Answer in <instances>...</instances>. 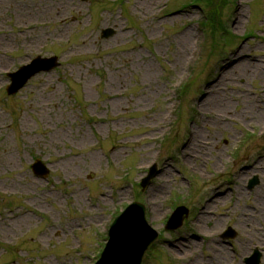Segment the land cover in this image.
Listing matches in <instances>:
<instances>
[{
    "label": "rangeland",
    "instance_id": "1",
    "mask_svg": "<svg viewBox=\"0 0 264 264\" xmlns=\"http://www.w3.org/2000/svg\"><path fill=\"white\" fill-rule=\"evenodd\" d=\"M9 1L0 17V264H92L114 216L134 197L159 232L142 264L194 257L204 264L221 241L237 263V242L246 249L251 240L240 235L228 244L220 232L239 230V209L264 217L255 200V193L264 200V125L248 105L264 103V0H210L225 24L223 39L212 31L208 0H159L143 10L139 0H71L78 10L64 12L70 25L61 36L51 34L59 22L49 14L22 18L35 0ZM28 26L41 29L40 41L30 43L37 29ZM186 30L194 34L183 49L178 39ZM240 49L249 66L262 65L259 74L239 70L211 90ZM39 55L57 64L8 95V74ZM219 95L228 101L226 117L208 100ZM196 129L206 151L186 157ZM35 158L48 166L46 179L31 171ZM153 163L155 177L141 190ZM243 173L257 174L261 185L247 192ZM162 184L154 215L151 197ZM181 204L189 217L165 230ZM208 208L209 219L198 223ZM190 240L180 257L170 247Z\"/></svg>",
    "mask_w": 264,
    "mask_h": 264
},
{
    "label": "bare ground",
    "instance_id": "2",
    "mask_svg": "<svg viewBox=\"0 0 264 264\" xmlns=\"http://www.w3.org/2000/svg\"><path fill=\"white\" fill-rule=\"evenodd\" d=\"M35 1H36V5H35L34 10H31L29 6L27 7L24 6V8L21 9L22 18L27 19L29 21L28 23H31L33 19H36L39 16L44 17L45 15L49 14L50 16H53V19H56L59 22V24L57 25V28H55L53 32H51V34L58 35V36L63 35L66 32L65 27L70 25L69 21H67V19L64 17L65 16L64 12L66 10H74L76 12V10H78V7L73 8L72 6H70L71 0H35ZM158 2L159 0H139L136 6L140 10H143V8H145L146 6H151L153 4H157ZM11 3L12 2H10L9 0H0V17L2 15L1 9L4 6H11L10 5ZM113 22L115 23V19L113 20ZM263 24H264V20H263ZM27 28H32V33H34V31L37 29V31H35V36L30 37L29 39L30 43H35L42 39L43 36L41 35V31H40L41 29L39 27L37 28V26H32V27L28 26ZM193 34L194 32L191 30H186L183 34H181L178 41H179V44L183 47V49ZM3 36H7V34L3 32ZM85 41H83V43L87 44L90 41V39L87 38ZM4 44H7V42H5ZM178 54H179V51L177 53V56ZM248 62H249L248 56L244 53L243 49H240L236 52L231 53L228 59V63L224 66L226 70L223 69L221 71L217 85H214V88H212L211 90L218 89L221 84L225 83V81L229 78L230 73L238 72L240 74L239 70L242 71L241 74H243L244 77H248L251 74L258 75L259 74L258 71L261 70L262 65L259 62H254V63L252 62L253 64L249 63L250 64L249 66ZM210 99L217 102L216 103L217 104L216 106L218 107L217 111L221 112V114H223L226 117L227 115L225 113L227 112V110H229L228 101H226L225 98H222L221 95L214 96V97L209 96L208 100ZM244 99L247 100L248 96L244 97ZM248 105H250V108H251V112H252L251 115L257 116L256 121L263 126L264 125V121H263L264 103H262V101H258V103L252 102V103H249ZM243 117L244 115H242V118ZM206 141L207 139H204L202 137V132L200 130L198 129L194 130V132L191 135V139L188 141V143H186V146L184 148L185 150L184 154L186 155V157L201 156L200 153L206 151V148H205ZM258 165L262 167L264 163L262 162V163H259ZM256 170L261 171L263 169L261 168V169H256ZM164 174L170 175L168 170H166ZM243 175L244 177H246V173H243ZM163 190H164V185L162 184L152 194L151 199L153 201L152 208H153L154 215H157L160 213V209L156 207L155 203H156L157 197L162 194ZM255 200H256V203H258L260 207L264 209V200L261 194L257 193L255 195ZM206 211L207 212L199 216L201 220H198V223H202L203 220L209 219L208 212L210 211V209L208 208ZM239 212L240 213L237 216V223H238V226L245 232V225L249 223L250 226H252L254 222L257 221V218L255 216H250L249 212L245 209H239ZM262 212L260 211V215ZM214 229L216 230L217 226H215ZM256 236L257 235L252 234L253 238H255ZM193 244H194V241L190 240V241H184V242H175L171 244L170 247L174 252H176L179 255L178 257H180L181 255L185 254L186 246L193 245ZM214 245L218 246L219 248L211 252L212 254L211 256L208 257L206 264H223L224 262L227 263L229 261L230 253L223 246H221L223 244L218 243ZM241 248H242V253H240V257L242 258L244 253H246L245 247L243 246V242L241 244ZM186 264H197V258L196 257L191 258V260L188 261V263Z\"/></svg>",
    "mask_w": 264,
    "mask_h": 264
},
{
    "label": "water",
    "instance_id": "3",
    "mask_svg": "<svg viewBox=\"0 0 264 264\" xmlns=\"http://www.w3.org/2000/svg\"><path fill=\"white\" fill-rule=\"evenodd\" d=\"M102 33L103 36H108L111 30H103ZM56 64L55 56L46 58L37 56L30 63L20 66L15 72L8 74L11 78V83L6 87L8 94L18 91L35 73L49 70ZM31 167L35 174L42 177L48 173L39 159H36ZM155 174L156 167L153 166L141 182L143 188ZM187 213L185 207H177L170 215L166 229L179 227ZM156 237V231L146 221L144 206L133 202L111 224L109 240L95 264H140L144 251Z\"/></svg>",
    "mask_w": 264,
    "mask_h": 264
},
{
    "label": "flooded vegetation",
    "instance_id": "4",
    "mask_svg": "<svg viewBox=\"0 0 264 264\" xmlns=\"http://www.w3.org/2000/svg\"><path fill=\"white\" fill-rule=\"evenodd\" d=\"M249 179L245 182V188L247 190H254L257 186H255L252 189H249ZM261 216V215H260ZM237 224L238 231L235 233V237L232 238L234 241H237L240 237V235L246 236L251 240L248 245H246V253H244V257L242 258V261L240 260V264H247L246 263V257H248L251 254H258V264H264V217H259L257 221L254 222L252 226H250L249 223L245 225V232L238 226L237 221L235 222V226ZM252 234L257 235L255 238L252 237ZM223 239V238H222ZM225 240V239H224ZM227 239L226 241H228ZM238 246L241 248V241L239 240L237 242ZM244 246V245H243ZM237 247V246H236ZM235 253V250H233ZM237 264V263H236Z\"/></svg>",
    "mask_w": 264,
    "mask_h": 264
},
{
    "label": "trees",
    "instance_id": "5",
    "mask_svg": "<svg viewBox=\"0 0 264 264\" xmlns=\"http://www.w3.org/2000/svg\"><path fill=\"white\" fill-rule=\"evenodd\" d=\"M208 1L210 2L211 9L215 12L214 14H216V16H215L213 14L212 10H211V15H213V16L208 17V20L212 24V31H214L215 34L217 32V36L220 39H223V36H224V29H223V27L225 26V24L219 19V15L217 16V13H218L217 12V8L216 7H212L213 6V2H211L210 0H208ZM216 6H218V4H216Z\"/></svg>",
    "mask_w": 264,
    "mask_h": 264
}]
</instances>
